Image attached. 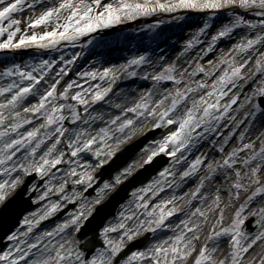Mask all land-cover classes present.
<instances>
[{"label":"snow or ice","instance_id":"1","mask_svg":"<svg viewBox=\"0 0 264 264\" xmlns=\"http://www.w3.org/2000/svg\"><path fill=\"white\" fill-rule=\"evenodd\" d=\"M191 11L205 21L165 56L159 26ZM142 18L157 31L112 62L107 30ZM28 49L39 58L25 62ZM84 49L101 58L65 79ZM0 52L13 54L0 56V214L39 203L0 264H264V0H0ZM133 77L150 85L121 87ZM162 154L157 176L132 186Z\"/></svg>","mask_w":264,"mask_h":264},{"label":"bare ground","instance_id":"2","mask_svg":"<svg viewBox=\"0 0 264 264\" xmlns=\"http://www.w3.org/2000/svg\"><path fill=\"white\" fill-rule=\"evenodd\" d=\"M200 26H202V23L198 20V18H195L194 20H192V22L190 24H187L186 27L183 26L181 29H179L177 27H172L171 26L173 29H171L170 32L168 33V35H166L167 37H169V45L167 47L165 45H161V49L164 50V55L165 56H172V58L175 59L176 58V55L178 54V52L184 47V41L185 40L182 39V38L184 36H185V38H187L189 32H194L195 29H197ZM217 27H219V21L215 22V26H214L215 29H212V32H215L216 29H217ZM164 29H163V31H165ZM237 32L240 33L241 30L240 29H237ZM134 34H137V32L130 34V36H131V38H129L130 40H125L124 39V42H119V44H118L119 47H117L116 50L109 51L108 49H105L104 54L105 55H108L109 59L112 62H114V63L115 62H118L121 58H123L124 56H126L128 54L127 53V48L128 47H135L138 42H145V41H139L138 39H135L136 37L134 36ZM232 42H234V38H229V37L222 38L221 41L219 42V47H216L214 49V51L212 53L208 54V56L205 57L204 60H201V62L202 63H205V66L206 67H210L209 65L206 64V60H209V59L215 60V59H217V57H215V55H216L215 53H218V56L221 55L222 49H226V48L230 47ZM145 43H147V42H145ZM222 43L223 44H226V46L224 48H221L220 49V44H222ZM68 49H69V51H73V49H71V48H68ZM83 51H84V55L82 57H80L78 59L77 63L72 66L73 69H74V71H72V72L81 71L85 67L88 66L89 61H92L94 59H100L101 58V54L99 52H97V55L95 57H93L91 55V53L89 52L88 49L83 50ZM197 51H199V47H197L195 50H190V54L187 55V56H185V57H183V59H190L191 57H195L197 55ZM211 56H213V57H211ZM199 75H202V74H198V76ZM149 85H150V82L149 81L143 80V79H141L139 77L129 78L128 80L121 82V87H124V88L131 87L133 89H135L136 87L144 88V87H147ZM28 115H30V113ZM242 117H243V113L242 112L236 115V119H241ZM34 124L35 123L33 122V125ZM24 127H25V129H27L29 127V125H25ZM228 131H230V128H228V129H223L222 128L221 129V132L224 135H226ZM237 136H238V134H237ZM209 143H211V141H209ZM232 143L235 144L236 143V140H233ZM229 147H231V145H229ZM163 165L160 167V169L163 168ZM159 171L160 170H158L157 173H159ZM149 180H151V178ZM146 183H144V184H146ZM195 183H196V179L193 178L187 184L186 187L182 186L183 187V191L184 192H187L190 188L194 187ZM173 191H177V190L176 189H173ZM167 194H169V193L166 190L165 195H167ZM35 203H37V207H39V203L38 202H35ZM10 206L12 207L9 210L10 211V214L12 216V219H15L16 217H18L17 213L19 212V207H17V205H15V204L10 205ZM35 206H36V204H35ZM181 206H183V205H181ZM35 208H32V209L24 212V214L22 216V219L24 218V216L27 213L34 211ZM177 216L179 217V219H183V216H181L180 214H177ZM56 222H58V221H56ZM173 222L176 223L178 221L174 220ZM55 223H54V225L47 226L45 228L54 227L55 226ZM25 228H26V226H23L22 228H20V230L23 231ZM16 229L17 228H13L12 231H14ZM41 230H43V227L41 228ZM169 234H171V233H169ZM5 240L6 239L4 238L3 241H5ZM8 243H11V242L8 241Z\"/></svg>","mask_w":264,"mask_h":264},{"label":"rangeland","instance_id":"3","mask_svg":"<svg viewBox=\"0 0 264 264\" xmlns=\"http://www.w3.org/2000/svg\"><path fill=\"white\" fill-rule=\"evenodd\" d=\"M172 15H173V17L176 16L175 13H173ZM182 15L185 16L186 18L182 19V20L175 19V18L172 19V20H167L163 25L159 26L158 30L160 32H162L166 36L170 32V30L173 29L172 27H177V28L181 29L183 26L186 27L187 24H190L192 22V20H194L195 18H198V20L203 24V22L206 19V17L202 13H198V12H195V11L183 12ZM225 18H226V14H222L221 17H220V20H223ZM152 19L153 18H147V19H143L142 18V19H138V20H135V21H127V22H125V23H123L121 25L115 26L114 29L107 30V35H106L105 38L110 42V45H109L110 49L111 50H116L117 47H119L118 46L119 42H124V39L125 40H130L129 39V38H131L130 34L135 33V32H137V34H134V36L136 37L135 39H138L139 41L148 42V37L157 31V29L149 30V29L144 27L145 24H151L152 23ZM208 22H209V24H213L214 23L213 21H208ZM163 29L165 31H163ZM212 29H215V28L212 27ZM192 33L193 32H189L187 38H185V36L183 38L182 37L181 38L184 39V40H187V39L190 38V35ZM117 38H119V39H117ZM222 44H220V49L224 48L226 46V44H223V45ZM75 50L76 51H81V49L79 47H77ZM84 50H86V49H84ZM181 50L178 52V54L181 53ZM60 52H61V54L65 55L68 58H70L71 53H72V51H69L68 48L61 49ZM215 54H216L215 57H217V58L220 56V55L218 56V53H215ZM11 55H13V54L12 53H7V52H0V56H11ZM22 55H23V59L25 60V62H27L29 60V57L39 58V50L28 49V50H25V53H22ZM52 55H56V54L53 53ZM211 57H213V56H211ZM44 58H47V57H44ZM194 66L195 65H191L190 67H194ZM75 73L76 72H69L65 79L75 78ZM133 78H136V77H133ZM34 123H35V121H34ZM157 135H158V131L156 130L155 134L152 136V139L155 138ZM157 174L154 175L152 177V179H154L157 176ZM33 179H35V176H34ZM35 204H36L35 207H37V203H35ZM60 218H62V217H60ZM60 218H56V219H53V220H48V219L45 220L46 222L45 221L42 222L43 228H45L47 226L54 225V223L56 221H58ZM49 219H52V217L49 218ZM23 226L24 225H21V223H20L18 227L22 228Z\"/></svg>","mask_w":264,"mask_h":264},{"label":"water","instance_id":"4","mask_svg":"<svg viewBox=\"0 0 264 264\" xmlns=\"http://www.w3.org/2000/svg\"><path fill=\"white\" fill-rule=\"evenodd\" d=\"M141 144H139L140 146ZM161 163H157L155 165H152L153 168H151V166H147L149 167L150 169L147 171L146 175L141 179V180H144L145 178H147L148 176H150L152 173L156 172L157 169H159ZM116 206V204H114V207ZM113 207V208H114ZM112 212V211H111ZM16 219L15 221L12 220L11 221V217H9L6 221L4 220H1L0 221V242H1V239L12 229V227L16 224Z\"/></svg>","mask_w":264,"mask_h":264}]
</instances>
